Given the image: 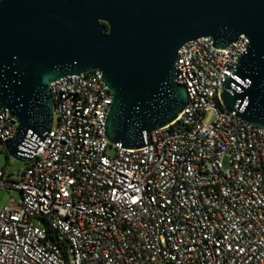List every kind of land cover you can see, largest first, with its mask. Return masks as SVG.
<instances>
[{
  "label": "built area",
  "instance_id": "built-area-1",
  "mask_svg": "<svg viewBox=\"0 0 264 264\" xmlns=\"http://www.w3.org/2000/svg\"><path fill=\"white\" fill-rule=\"evenodd\" d=\"M249 45L186 43L175 66L189 103L139 149L107 135L102 71L54 81L52 130L21 147L31 161L19 181L0 168V191L21 193L18 208H0V264H264V127L219 100L229 78L244 84ZM19 126L0 109V150Z\"/></svg>",
  "mask_w": 264,
  "mask_h": 264
},
{
  "label": "water",
  "instance_id": "water-1",
  "mask_svg": "<svg viewBox=\"0 0 264 264\" xmlns=\"http://www.w3.org/2000/svg\"><path fill=\"white\" fill-rule=\"evenodd\" d=\"M241 35L250 40L236 72L244 84L229 78L220 105L264 127V0H1L0 109L20 122L8 154L31 161L21 147L53 128L51 84L96 69L113 91L109 139L145 147L189 103L177 82L180 49L206 36L224 49Z\"/></svg>",
  "mask_w": 264,
  "mask_h": 264
},
{
  "label": "rangeland",
  "instance_id": "rangeland-1",
  "mask_svg": "<svg viewBox=\"0 0 264 264\" xmlns=\"http://www.w3.org/2000/svg\"><path fill=\"white\" fill-rule=\"evenodd\" d=\"M215 119V111L210 110L205 114V123H212ZM110 153H114L110 150ZM28 164L19 161L15 157L9 155L6 150H0V168H4L9 178L19 181L21 179L20 171L23 170ZM21 200V193L19 191L11 192L10 190L0 191V208L11 207L18 208ZM33 223L37 226H44V221L40 218H35Z\"/></svg>",
  "mask_w": 264,
  "mask_h": 264
},
{
  "label": "trees",
  "instance_id": "trees-1",
  "mask_svg": "<svg viewBox=\"0 0 264 264\" xmlns=\"http://www.w3.org/2000/svg\"><path fill=\"white\" fill-rule=\"evenodd\" d=\"M106 28H108V26L105 24Z\"/></svg>",
  "mask_w": 264,
  "mask_h": 264
}]
</instances>
